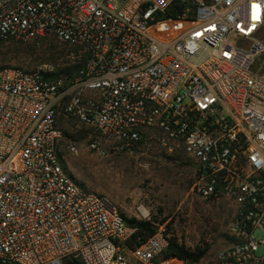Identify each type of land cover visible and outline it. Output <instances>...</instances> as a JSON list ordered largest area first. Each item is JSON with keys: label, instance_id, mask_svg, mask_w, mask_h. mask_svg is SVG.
<instances>
[{"label": "built area", "instance_id": "obj_1", "mask_svg": "<svg viewBox=\"0 0 264 264\" xmlns=\"http://www.w3.org/2000/svg\"><path fill=\"white\" fill-rule=\"evenodd\" d=\"M52 36L72 78L0 70V264H178L78 185L63 155L181 152L231 209L218 264H264V0H0V38ZM63 154V155H62Z\"/></svg>", "mask_w": 264, "mask_h": 264}, {"label": "rangeland", "instance_id": "obj_2", "mask_svg": "<svg viewBox=\"0 0 264 264\" xmlns=\"http://www.w3.org/2000/svg\"><path fill=\"white\" fill-rule=\"evenodd\" d=\"M70 51L52 36L38 44L0 38V70L36 71L47 65L57 72L66 67L63 55ZM60 128L63 133L86 134L73 121L61 122ZM77 143L76 155L62 154L77 184L106 197L127 219H152L169 239L191 252L206 249L199 261L178 264H218L217 253L228 246L231 209L225 201L204 200L193 191L194 165L187 157L181 152L165 155L139 148L99 155L87 148L84 138Z\"/></svg>", "mask_w": 264, "mask_h": 264}, {"label": "trees", "instance_id": "obj_3", "mask_svg": "<svg viewBox=\"0 0 264 264\" xmlns=\"http://www.w3.org/2000/svg\"><path fill=\"white\" fill-rule=\"evenodd\" d=\"M76 68L73 67H64L55 73V76L64 75L66 77L72 78L75 74ZM64 135L72 140L78 141L86 137L85 133H64ZM62 167L67 172L65 164L62 160ZM68 173V172H67ZM68 175L73 179V177L68 173ZM80 185V184H78ZM81 186V185H80ZM123 216V215H122ZM124 217V216H123ZM125 221L132 227L135 228L134 233L132 234L130 240L128 241V245L130 247L136 246L145 242L151 236H153L156 232V229L159 225L152 219L146 220H137L135 218L127 219ZM161 224V223H160ZM168 246L164 253V259H177L182 262H197L206 252V249L199 250L197 253L191 252L185 246L177 243V241L173 239H168Z\"/></svg>", "mask_w": 264, "mask_h": 264}, {"label": "bare ground", "instance_id": "obj_4", "mask_svg": "<svg viewBox=\"0 0 264 264\" xmlns=\"http://www.w3.org/2000/svg\"><path fill=\"white\" fill-rule=\"evenodd\" d=\"M142 210V213H145V209H141Z\"/></svg>", "mask_w": 264, "mask_h": 264}]
</instances>
